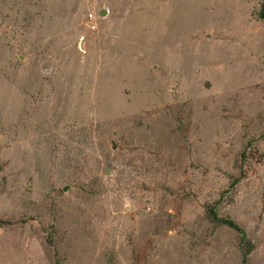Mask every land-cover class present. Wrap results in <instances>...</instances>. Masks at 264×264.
<instances>
[{"label":"rangeland","instance_id":"rangeland-1","mask_svg":"<svg viewBox=\"0 0 264 264\" xmlns=\"http://www.w3.org/2000/svg\"><path fill=\"white\" fill-rule=\"evenodd\" d=\"M263 5L0 0V264H264Z\"/></svg>","mask_w":264,"mask_h":264},{"label":"trees","instance_id":"trees-1","mask_svg":"<svg viewBox=\"0 0 264 264\" xmlns=\"http://www.w3.org/2000/svg\"><path fill=\"white\" fill-rule=\"evenodd\" d=\"M260 18L264 21V5L262 6V11L260 13ZM209 213H210V218H211L212 221L224 224V225L228 226L230 229L238 231L242 235L241 240H240L241 246L247 244V240L244 238L243 230L240 229L235 223H233L231 220H228V219L219 218V217L217 218L215 212H213L212 209L210 210ZM250 250H251V246L249 244L248 248L245 249L244 254L247 255L250 252Z\"/></svg>","mask_w":264,"mask_h":264},{"label":"water","instance_id":"water-1","mask_svg":"<svg viewBox=\"0 0 264 264\" xmlns=\"http://www.w3.org/2000/svg\"><path fill=\"white\" fill-rule=\"evenodd\" d=\"M104 15V13L103 12H101L100 13V16H103ZM112 149L114 150L115 149V145L112 143ZM63 191H66V188H63Z\"/></svg>","mask_w":264,"mask_h":264},{"label":"built area","instance_id":"built-area-1","mask_svg":"<svg viewBox=\"0 0 264 264\" xmlns=\"http://www.w3.org/2000/svg\"><path fill=\"white\" fill-rule=\"evenodd\" d=\"M92 16L91 15H89V19L91 18Z\"/></svg>","mask_w":264,"mask_h":264}]
</instances>
